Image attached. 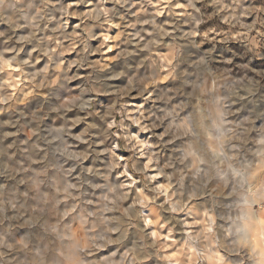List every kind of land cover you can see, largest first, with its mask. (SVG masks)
<instances>
[{
  "label": "clouds",
  "instance_id": "9594fccd",
  "mask_svg": "<svg viewBox=\"0 0 264 264\" xmlns=\"http://www.w3.org/2000/svg\"><path fill=\"white\" fill-rule=\"evenodd\" d=\"M0 264H264V0H0Z\"/></svg>",
  "mask_w": 264,
  "mask_h": 264
}]
</instances>
